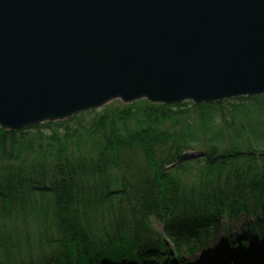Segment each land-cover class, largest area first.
I'll use <instances>...</instances> for the list:
<instances>
[{
    "label": "trees",
    "instance_id": "trees-1",
    "mask_svg": "<svg viewBox=\"0 0 264 264\" xmlns=\"http://www.w3.org/2000/svg\"><path fill=\"white\" fill-rule=\"evenodd\" d=\"M192 153L201 154L185 157ZM155 216L172 241L204 229L220 236L221 226L208 221L223 218L250 232L264 228V96L140 100L19 131L0 128V264H18L20 224L31 234L44 218L45 230L66 231L61 246L70 264L162 253L153 248L166 244ZM107 219L115 223L100 229ZM188 245L181 239L177 249Z\"/></svg>",
    "mask_w": 264,
    "mask_h": 264
},
{
    "label": "water",
    "instance_id": "water-1",
    "mask_svg": "<svg viewBox=\"0 0 264 264\" xmlns=\"http://www.w3.org/2000/svg\"><path fill=\"white\" fill-rule=\"evenodd\" d=\"M262 95L264 0H0L3 130Z\"/></svg>",
    "mask_w": 264,
    "mask_h": 264
},
{
    "label": "rangeland",
    "instance_id": "rangeland-1",
    "mask_svg": "<svg viewBox=\"0 0 264 264\" xmlns=\"http://www.w3.org/2000/svg\"><path fill=\"white\" fill-rule=\"evenodd\" d=\"M119 100L112 102L111 105H118ZM123 104V103H121ZM124 105V104H123ZM201 154V153H193ZM81 217V216H80ZM101 221L100 229L107 228L110 224L115 223V219L110 222ZM243 222L244 220L241 219ZM153 228L157 230L158 234L166 241V244H155L157 250L162 253H151L152 251H143L129 261L118 262L114 258L103 260L101 264H246L247 260H251L247 264H264V228L258 231L244 230L242 222L236 224L232 221L228 224L226 218L208 221L210 224L216 222L221 226L220 236H215L213 233L204 234V230L191 234L190 236L182 235L180 239L172 238L169 240L165 236L164 224L157 221V217H152ZM46 219H42L37 224L39 227L33 233H29V228L24 229L23 224H20L18 230L14 231V239L19 246L17 254V261L20 264L21 256L23 260L21 264H42V263H56L59 259H64L67 264H70L73 257H71L65 249L62 248L61 242L66 231L59 232L55 230L57 226H53L49 230H45ZM202 223H205L203 221ZM94 224V223H91ZM64 225V223H59ZM208 226V224H206ZM197 227V226H195ZM228 231L230 236H225ZM59 232V233H58ZM217 234L219 229L216 230ZM253 233V234H252ZM182 240L188 242L187 249L180 251L177 246ZM151 241V240H150ZM154 241V240H152ZM247 247L248 250L244 251ZM258 249V254L251 258L249 250L253 248ZM168 251V252H167ZM1 252V251H0ZM8 252V250H7ZM29 252V253H28ZM28 253V256H27ZM83 256L82 254L76 255ZM86 258V257H85ZM243 258V259H241ZM65 263V264H66ZM86 264H97L91 257L86 258Z\"/></svg>",
    "mask_w": 264,
    "mask_h": 264
}]
</instances>
